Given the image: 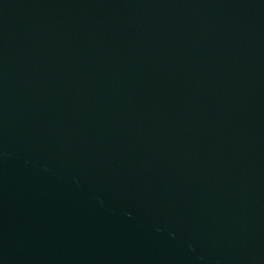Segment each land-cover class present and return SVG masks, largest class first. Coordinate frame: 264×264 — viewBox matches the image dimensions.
Here are the masks:
<instances>
[{
    "label": "water",
    "instance_id": "obj_1",
    "mask_svg": "<svg viewBox=\"0 0 264 264\" xmlns=\"http://www.w3.org/2000/svg\"><path fill=\"white\" fill-rule=\"evenodd\" d=\"M0 264H264V0H0Z\"/></svg>",
    "mask_w": 264,
    "mask_h": 264
}]
</instances>
